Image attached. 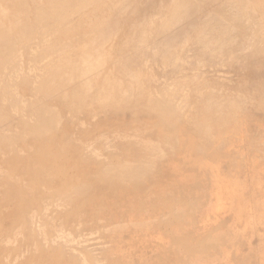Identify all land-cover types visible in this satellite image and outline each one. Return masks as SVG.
<instances>
[{"label":"rangeland","instance_id":"rangeland-1","mask_svg":"<svg viewBox=\"0 0 264 264\" xmlns=\"http://www.w3.org/2000/svg\"><path fill=\"white\" fill-rule=\"evenodd\" d=\"M0 206V264H264V0H0Z\"/></svg>","mask_w":264,"mask_h":264},{"label":"bare ground","instance_id":"bare-ground-1","mask_svg":"<svg viewBox=\"0 0 264 264\" xmlns=\"http://www.w3.org/2000/svg\"><path fill=\"white\" fill-rule=\"evenodd\" d=\"M74 1V0H73ZM130 1V0H129ZM136 1H138V0H136ZM128 2V1H127ZM15 3V2H14ZM47 3V2H46ZM54 4V3H53ZM125 4H127V3H125ZM143 4V3H142ZM7 5V4H6ZM52 5V4H51ZM74 5V4H73ZM138 5V4H137ZM15 6V5H14ZM134 6V5H133ZM163 6V5H162ZM7 7V6H6ZM197 7V6H196ZM127 8H131V6H129V7H127ZM135 8V7H134ZM119 9H120V7H119ZM125 9V8H124ZM45 10V9H44ZM121 10V9H120ZM128 11V10H127ZM145 11V10H144ZM12 12V11H11ZM164 12V11H163ZM256 12V11H255ZM38 13V12H37ZM128 13H130V12H128ZM127 13V14H128ZM29 14V13H28ZM174 14V13H173ZM255 14V13H254ZM134 15V14H133ZM132 15V16H133ZM189 15V14H188ZM197 15V14H196ZM37 16H38V14H37ZM64 16V15H63ZM98 16V15H97ZM72 18V17H71ZM156 19V18H155ZM179 19V18H178ZM149 20V19H148ZM263 20V19H262ZM39 21V20H38ZM144 21V20H143ZM154 21V20H153ZM259 21V20H258ZM97 22V21H96ZM107 22H108V20H107ZM156 22V21H155ZM260 22V21H259ZM126 23V22H125ZM137 23V22H136ZM142 23V22H141ZM189 23V22H188ZM54 24V23H53ZM63 24V23H62ZM110 24V23H109ZM64 25V24H63ZM105 25V24H104ZM108 25V24H107ZM152 25V24H151ZM229 25V24H228ZM188 26V25H187ZM261 26V25H260ZM111 27V26H110ZM191 27V26H190ZM109 28V27H108ZM112 28V27H111ZM148 28H150V27H148ZM189 28V27H188ZM170 29V28H169ZM186 29V28H185ZM111 30V29H110ZM178 31H179V29H177ZM177 30H175V31H177ZM102 31H103V29H102ZM160 31V30H159ZM108 32V31H107ZM114 33H115V31H113ZM166 33V32H165ZM172 33V32H171ZM176 33V32H175ZM178 33V32H177ZM182 33V32H181ZM95 34V33H94ZM103 34H104V32H103ZM183 34V33H182ZM89 35V34H88ZM111 35V34H110ZM159 35V34H158ZM54 36V35H53ZM169 36V35H168ZM180 36V35H179ZM93 37V36H92ZM128 37V36H127ZM155 37V36H154ZM170 37V36H169ZM216 37V36H215ZM105 38H107V37H105ZM153 38V37H152ZM167 38V37H166ZM179 38V37H178ZM109 39V38H108ZM112 39V38H111ZM131 39V38H130ZM148 39V38H147ZM89 40H90V38H89ZM103 40V39H102ZM101 40V41H102ZM118 40V39H117ZM128 40V39H127ZM161 40V39H160ZM165 40H167V39H165ZM164 40V41H165ZM170 40V39H169ZM162 41V40H161ZM163 41V42H164ZM178 41V40H177ZM106 42V41H105ZM125 42V41H124ZM170 42V41H169ZM173 42H175V41H173ZM103 44V43H102ZM168 44V43H167ZM193 44V43H192ZM208 44V43H207ZM227 45V44H226ZM81 46V45H80ZM162 46V45H161ZM167 46V45H166ZM93 47V46H92ZM180 47V46H179ZM160 48V47H159ZM241 48V47H240ZM82 50H83V48H82ZM86 50V49H85ZM93 50V49H92ZM132 50V49H131ZM196 50V49H195ZM48 51V50H47ZM97 51V50H96ZM148 51V50H147ZM146 51V52H147ZM150 51V50H149ZM87 52V54H88V52L89 51H86ZM95 52V51H94ZM220 52V51H219ZM81 53H82V51H81ZM96 53V52H95ZM72 54V53H71ZM78 55H80V54H78ZM77 55V56H78ZM92 55V54H91ZM103 55V54H102ZM244 55V54H243ZM89 56V55H88ZM87 56V57H88ZM64 57H65V55H64ZM70 57V56H69ZM149 57V56H148ZM152 57V56H151ZM154 57V56H153ZM68 58V57H67ZM71 58H73V57H71ZM80 58V57H79ZM97 58H99V57H97ZM227 58V57H226ZM78 60H80L81 61V58L80 59H78ZM77 60V61H78ZM97 60V59H96ZM116 60V59H115ZM134 60V59H133ZM62 61V60H61ZM77 61H75L76 63H77ZM85 61V60H84ZM130 61V60H129ZM65 62V61H64ZM73 62H74V60H73ZM101 62V61H100ZM143 62V61H142ZM153 62V61H152ZM71 63L69 62V65H70ZM64 65V64H63ZM193 66V65H192ZM71 67V66H70ZM125 67V66H124ZM148 67V66H147ZM57 69V68H56ZM66 70V69H65ZM172 70V69H171ZM76 71V70H75ZM68 72H70V71H68ZM124 72V71H123ZM37 73V72H36ZM133 74V73H132ZM72 76V75H71ZM132 76V75H131ZM136 79V78H135ZM261 79V78H260ZM139 80V79H138ZM141 81V80H140ZM144 82V81H143ZM162 83V82H161ZM146 84V83H145ZM6 85V84H5ZM93 85V84H92ZM128 85V84H127ZM15 86V85H14ZM59 87V86H58ZM166 88V87H165ZM54 90V89H53ZM131 90V89H130ZM165 90V89H164ZM130 92V91H129ZM149 92V91H148ZM54 93V92H53ZM162 93V92H161ZM140 94V93H139ZM54 95V94H53ZM165 95V94H164ZM142 96V95H141ZM145 96V95H144ZM57 97V96H56ZM115 103V102H114ZM157 106V105H156ZM67 107V106H66ZM158 107V106H157ZM46 111V110H45ZM118 112H119V109H118ZM135 112H137V111H135ZM46 113V112H45ZM120 113V112H119ZM171 113V112H170ZM54 114V113H53ZM125 114H127V113H125ZM131 114V113H130ZM129 115V114H128ZM132 115V114H131ZM133 115H135V118L137 119V117H136V113L134 114L133 113ZM117 116V115H116ZM139 116H140V114H139ZM53 117V116H52ZM51 117V118H52ZM120 117H122V116H118V118H120ZM160 117V116H159ZM129 118V117H128ZM126 119H127V115H126ZM130 119H131V117H130ZM134 119V118H133ZM138 119H139V117H138ZM141 119H143V118H141ZM120 120V119H119ZM135 120V119H134ZM140 120V119H139ZM224 120V119H223ZM128 121V120H127ZM39 122H40V120H39ZM160 122H161V120H160ZM161 124H162V122H161ZM51 125V120H50V117H47L45 120H42V122H40V124L38 125V126H36L37 128H38V131L39 132H43L44 130H46L49 126ZM222 125V124H221ZM220 125V126H221ZM52 126H54V125H52ZM33 128V127H32ZM52 128V127H51ZM220 128V127H219ZM223 128V127H222ZM48 129H50V128H48ZM53 129V128H52ZM220 130V129H219ZM48 130H46V132L45 133H48L47 132ZM53 131V130H52ZM35 134V133H34ZM40 135V134H39ZM166 137V136H165ZM166 138H168V137H166ZM173 138V137H172ZM172 138H170V139H172ZM174 139V138H173ZM34 140V139H33ZM39 140V139H38ZM43 140V139H42ZM165 139H163L162 140V142L164 141ZM30 141H32V139H30ZM177 141V140H176ZM178 142V141H177ZM171 143V142H170ZM170 143H169V145H170ZM173 143V142H172ZM171 143V144H172ZM170 146H172V145H170ZM179 146H180V143H179ZM83 147V146H82ZM198 150V149H197ZM165 151V150H164ZM166 152H168V151H166ZM174 152V151H173ZM179 152H180V150H179ZM152 153V152H151ZM178 153V152H177ZM189 153H190V156H192V154H194V157H197V155L198 154H196L195 152H193V149H190V151H189ZM161 154V153H160ZM183 153H182V151H181V155H182ZM149 155V154H148ZM163 155V154H162ZM174 155H176V153L174 154ZM151 156V155H150ZM156 156V155H155ZM177 156H178V154H177ZM145 159H147V158H145L144 157V160ZM151 159V158H150ZM180 160H181V158H180ZM199 160V159H198ZM197 160V161H198ZM174 162H176V159H175V161ZM155 167V166H154ZM129 169V168H128ZM169 169V168H168ZM43 170V169H42ZM44 170H46V168L44 167ZM131 171V170H130ZM141 171V170H140ZM38 173H39V171H38ZM126 173V172H125ZM133 173V172H132ZM39 176V175H38ZM125 176H127V175H125ZM145 176V175H144ZM38 178V177H37ZM98 178H99V176H98ZM97 178V180H99ZM107 178V177H106ZM39 179V178H38ZM138 179V178H137ZM44 180V179H43ZM125 180V179H124ZM54 182V181H53ZM107 182V181H106ZM109 182V181H108ZM118 182V181H117ZM117 182L116 183H114V185L116 186V184H117ZM17 184V183H16ZM119 182H118V186H119ZM114 186V187H115ZM118 186H116V187H118ZM80 187H82V186H80ZM113 187V188H114ZM133 187V186H132ZM131 187V189L133 190V188ZM138 187V186H137ZM154 187H156V186H154ZM111 188V187H110ZM128 188V187H127ZM153 188V187H152ZM42 189H44V188H42ZM120 189V188H119ZM129 189V188H128ZM82 190V189H81ZM91 190V189H90ZM112 190V189H111ZM116 190H117V188H116ZM121 190H123V188L121 189ZM124 190H126L127 191V189H124ZM132 190H131V192H132ZM135 190H137V188H135ZM134 190V191H135ZM139 190V189H138ZM141 190V189H140ZM119 191V190H118ZM129 191H130V189H129ZM114 192V190L112 191V193ZM124 192V191H123ZM81 193V192H80ZM84 193V192H83ZM82 193V194H83ZM110 193H111V191H110ZM109 193V194H110ZM110 194L109 195V197L110 196H112V198L114 197L113 196V194ZM117 193V192H116ZM128 192H126V194H127ZM138 193V192H137ZM86 194V193H85ZM120 194V193H119ZM134 194V193H133ZM152 194H153V192H152ZM120 196V195H119ZM131 197H132V193H131ZM133 197H134V195H133ZM124 198V197H123ZM125 198H126V196H125ZM126 200V199H125ZM77 201V200H76ZM94 201V200H93ZM92 202V201H91ZM116 203V202H115ZM118 203H119V197H118ZM118 203H116L117 205H119L120 207H121V205H120V203L118 204ZM102 204V203H101ZM1 207V206H0ZM0 216H1V209H0ZM167 220V219H166ZM173 220V219H172ZM174 220H175V218H174ZM174 222H176V220L174 221ZM164 223V222H163ZM176 224V223H175ZM183 224H184V222H183ZM27 227V226H26ZM49 242V241H48ZM68 242V241H67ZM66 243V242H65Z\"/></svg>","mask_w":264,"mask_h":264}]
</instances>
